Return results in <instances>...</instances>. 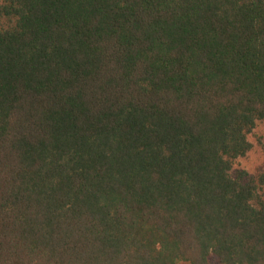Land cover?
<instances>
[{
	"label": "trees",
	"instance_id": "obj_1",
	"mask_svg": "<svg viewBox=\"0 0 264 264\" xmlns=\"http://www.w3.org/2000/svg\"><path fill=\"white\" fill-rule=\"evenodd\" d=\"M261 125L264 0H0V264H264Z\"/></svg>",
	"mask_w": 264,
	"mask_h": 264
},
{
	"label": "rangeland",
	"instance_id": "obj_2",
	"mask_svg": "<svg viewBox=\"0 0 264 264\" xmlns=\"http://www.w3.org/2000/svg\"><path fill=\"white\" fill-rule=\"evenodd\" d=\"M249 137L250 142L253 145L251 151L246 157L238 160L234 168L244 169L249 173H255L263 165L264 159L262 153L256 143L257 138L264 133V125L259 126Z\"/></svg>",
	"mask_w": 264,
	"mask_h": 264
}]
</instances>
